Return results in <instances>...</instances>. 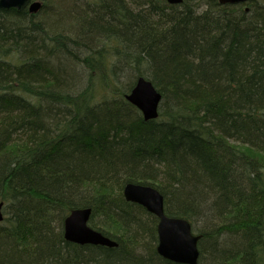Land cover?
<instances>
[{"label":"trees","instance_id":"1","mask_svg":"<svg viewBox=\"0 0 264 264\" xmlns=\"http://www.w3.org/2000/svg\"><path fill=\"white\" fill-rule=\"evenodd\" d=\"M0 9V264H176L128 182L200 236L197 264H264V4L39 0ZM161 93L144 120L125 99ZM89 207L116 247L66 241Z\"/></svg>","mask_w":264,"mask_h":264},{"label":"water","instance_id":"2","mask_svg":"<svg viewBox=\"0 0 264 264\" xmlns=\"http://www.w3.org/2000/svg\"><path fill=\"white\" fill-rule=\"evenodd\" d=\"M169 4H179L183 0H166ZM220 4L245 3L251 0H218ZM264 3V0H262ZM36 12L41 6L38 0H0V9L21 8ZM247 9V8H246ZM128 102L138 108L145 120L158 116L160 93L149 80L137 78L133 87L125 95ZM127 202L143 207L157 218L156 252L163 259L176 264H197L199 235L194 234L190 222L181 217L169 216L164 211L163 195L153 186L128 182L122 189ZM91 208L71 209L63 220V236L66 241L79 245L91 244L116 247L117 242L88 225ZM3 202H0V222L3 220Z\"/></svg>","mask_w":264,"mask_h":264},{"label":"bare ground","instance_id":"3","mask_svg":"<svg viewBox=\"0 0 264 264\" xmlns=\"http://www.w3.org/2000/svg\"><path fill=\"white\" fill-rule=\"evenodd\" d=\"M39 1V0H38ZM166 1V0H165ZM252 1H260V0H251V1H246L245 3H237V4H243V6L244 7H246L247 9H246V11L248 10V5H245L246 3H250V2H252ZM167 2V1H166ZM219 2V1H218ZM168 3V2H167ZM264 4V3H263ZM14 8V7H13ZM27 10H28V8H27ZM39 10V9H38ZM28 12H29V10H28ZM37 12V11H36ZM36 12H34V13H36ZM29 13H32V12H29ZM141 78H144V77H142V76H140ZM144 79H146V80H149V79H147V78H144ZM150 81V80H149ZM151 82V81H150ZM153 85V84H152ZM155 88V87H154ZM156 89V88H155ZM157 90V89H156ZM158 91V90H157ZM159 92V91H158ZM160 93V92H159ZM160 95H161V93H160ZM126 99V98H125ZM160 101H161V99H160ZM130 103V102H129ZM159 104H160V102H159ZM134 106V105H133ZM138 109V108H137ZM158 109H159V106H158ZM139 110V109H138ZM140 111V110H139ZM140 113H141V115H142V117H143V114H142V112L140 111ZM144 119V118H143ZM145 120V119H144ZM126 201V200H125Z\"/></svg>","mask_w":264,"mask_h":264},{"label":"rangeland","instance_id":"4","mask_svg":"<svg viewBox=\"0 0 264 264\" xmlns=\"http://www.w3.org/2000/svg\"><path fill=\"white\" fill-rule=\"evenodd\" d=\"M195 232V231H194ZM196 233V232H195Z\"/></svg>","mask_w":264,"mask_h":264}]
</instances>
